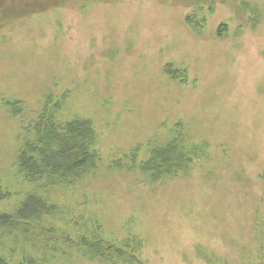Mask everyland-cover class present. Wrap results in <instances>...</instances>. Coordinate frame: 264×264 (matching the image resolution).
Returning a JSON list of instances; mask_svg holds the SVG:
<instances>
[{
    "label": "rangeland",
    "instance_id": "rangeland-1",
    "mask_svg": "<svg viewBox=\"0 0 264 264\" xmlns=\"http://www.w3.org/2000/svg\"><path fill=\"white\" fill-rule=\"evenodd\" d=\"M47 100L96 161L44 187L16 160ZM0 180V213L57 208L12 264H264V0H0Z\"/></svg>",
    "mask_w": 264,
    "mask_h": 264
},
{
    "label": "trees",
    "instance_id": "trees-1",
    "mask_svg": "<svg viewBox=\"0 0 264 264\" xmlns=\"http://www.w3.org/2000/svg\"><path fill=\"white\" fill-rule=\"evenodd\" d=\"M49 104V100L45 101L37 117L25 125L16 160V166L26 180L41 183L44 187L71 183L93 167L96 161V153L91 149L94 141L92 122L87 119L63 120L57 116L59 104L55 103L53 109ZM19 112H22L21 108ZM174 151L175 147H170L155 152V159L148 168L153 176H161L152 168L160 161L159 158L168 161ZM10 197L11 192L3 187L0 180V201ZM56 210L54 205L39 194L29 193L11 212L0 213V238L6 233L17 232L26 241H30L36 232L35 222ZM91 247L94 248L92 244ZM95 247L98 248L97 254L106 253L99 246ZM0 264H12L2 254L1 247Z\"/></svg>",
    "mask_w": 264,
    "mask_h": 264
}]
</instances>
